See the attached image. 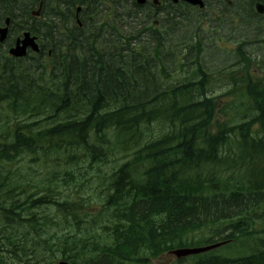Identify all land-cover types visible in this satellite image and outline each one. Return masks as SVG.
Returning <instances> with one entry per match:
<instances>
[{"label": "trees", "instance_id": "16d2710c", "mask_svg": "<svg viewBox=\"0 0 264 264\" xmlns=\"http://www.w3.org/2000/svg\"><path fill=\"white\" fill-rule=\"evenodd\" d=\"M21 5L5 0L0 17ZM172 7L167 17L186 13ZM141 34L0 54V264H151L224 240L227 254L194 264H264V77L251 72L264 61L242 45L233 69L208 70L207 46ZM178 68L185 79L173 78Z\"/></svg>", "mask_w": 264, "mask_h": 264}, {"label": "rangeland", "instance_id": "374dc122", "mask_svg": "<svg viewBox=\"0 0 264 264\" xmlns=\"http://www.w3.org/2000/svg\"><path fill=\"white\" fill-rule=\"evenodd\" d=\"M239 3H240V5L236 3L237 6L234 8V11H238V12L243 13L244 18H246L247 23H249V27L246 25V23L240 22V19H239V24L237 22H234V23L228 25L229 28H228V26H226V30H225L224 29L225 27L220 23V20L217 16L212 15V17H210L211 15H209V17H206V16L201 17L200 15L194 16V15H191L190 13H188V16H189L188 18L185 15V13L182 14V16L184 15L183 18H180L182 16H178V17L170 16L168 19H172L174 21H168L167 20V22H165L166 19H161L162 17H165L166 14H162V15L159 14L158 15L159 17L153 18L146 23V20H144L142 13L141 14L135 13L134 15L137 14L136 16L137 17L139 16V17H138V19L132 20L131 18H128L129 14L133 15L132 13H126V14L123 13V16H122V15H120L121 14L120 10H118L117 15H116L117 22L114 25L116 27V29H114V28L110 29V27L108 28L107 26H105L106 27L105 31H103V33L99 32V35L102 36V38H101V36L99 37V40L102 39L101 40L102 42L104 41V42H111V43L114 42L115 43V41H113L112 39L116 40L115 36H117V34L121 35L122 38H129L130 39L133 34L138 35L140 33H143L140 35V37H142L141 39H143L147 35L145 30L151 31L152 30L151 25L155 24L158 26V29H157L158 31L154 32V33H156L157 37L156 36L152 37L151 35L145 37L148 39H152V41H153L152 45H156L158 38L164 40V41H162L164 45H171L169 40H173V41L178 40L177 42H174L175 44H180L181 42H184V45L185 44L186 45H190V44L196 45L197 40H198L197 35L195 33L196 27L201 26V27L205 28L203 32H207V34H208V38L203 41L204 45H207L208 48L205 49V53L201 57V60H202L203 64H205V63L208 64L210 61H211V63L212 62L214 63V61H216V64L213 65V63H212L211 64L212 66H209L210 68L208 69V70H216V69L222 67L221 65L223 63H225L228 59L230 60L228 62L229 64L233 63L234 60H237L235 51L238 49V46H240V44L243 41L248 40V39L251 40L253 38L254 39L258 38L259 40L264 39V27H261V26L260 27L262 28L261 29L262 33L260 32V34H259V32H258L257 37L255 38L256 34L254 33L255 32L254 28H257L256 24H258V20L250 17V15L248 13V8H247V6H249V5L246 6L245 1H243V0H241ZM253 6H255V5H253ZM249 8H250V6H249ZM105 9H101V11H105ZM225 9L230 10L228 7ZM254 10H255V7H254ZM124 14H125V16H124ZM228 14L229 13H226V15H228ZM119 15H120V17L122 16L121 18L123 20L121 19L119 21V18H120ZM227 18H229V17L225 16V18L224 19L222 18V19L227 20ZM98 20H102V18L101 19L99 18ZM177 22H180L178 24L180 26V30H177L173 27V25L176 24ZM117 24H119V25H117ZM259 24H260V22H259ZM123 26L125 27V29H122V28H124ZM168 29H170L169 34H171L172 32H175L174 33L175 37L172 36V38H166L165 33ZM92 30H94V29H92ZM115 30L118 33H116ZM107 31H108V33H107ZM170 31H172V32H170ZM211 31L213 32V36L210 38V32ZM95 32L96 31H94L92 33H95ZM219 33H221V34L219 35ZM190 35H192L191 39L194 35L196 38V41L195 40L193 41V39L191 40ZM232 36H236L237 38L235 40H229V38H231ZM94 38H96V37L94 36ZM219 38H220V41H216V39H219ZM131 40H134V39H131ZM134 42H139V40H136ZM147 45H149V44L147 43ZM217 46H218V49L221 46L226 47V49H219L218 50ZM255 49L259 50V52L262 54L259 56L256 55V57L258 59H261V57H264V45H253V46H251L250 50H255ZM181 51H182L181 57L184 58L185 55L188 53V51L187 50H181ZM253 60L255 61V58H253ZM228 63H226V64H228ZM223 66H226V65H223ZM178 71H179L178 73L177 72L172 73L173 78L175 79L176 77H178L179 79H185L186 73H187L186 69L182 71L181 68H178ZM255 72H257V70H255ZM228 76H229L228 73L227 74L223 73L221 78L224 80ZM171 82H174V80L171 79ZM220 86H222V85H220ZM218 88H220V87H218ZM222 94H223V92H218L215 95L220 96ZM224 99H225V97H224ZM10 123H12V122L10 121ZM109 167H111V165ZM14 177H18V175L15 174ZM93 195L95 198L93 205L96 207L94 209H90L89 211H92V210L96 211L97 209L102 207L101 203L97 199V193L95 191H94ZM85 210L88 211V208L85 207ZM103 222L105 224V222H107V220H103ZM106 225H109V224H106ZM51 231L53 232L54 230H51ZM35 235L36 234L33 231L32 236L34 237ZM245 244L247 245L248 243L245 242ZM251 244H254V242L250 241V243L248 244L249 248H250ZM238 248L243 249V246L241 244H239ZM219 253L227 254L228 252H226V249H225V250H220ZM196 261H197L196 259H192V260L187 261V262H186V260H183V261H180V263L181 264H194ZM151 264H179V261H177V259L169 256L166 253V254H163L157 258H153L151 260Z\"/></svg>", "mask_w": 264, "mask_h": 264}, {"label": "flooded vegetation", "instance_id": "af4514ba", "mask_svg": "<svg viewBox=\"0 0 264 264\" xmlns=\"http://www.w3.org/2000/svg\"><path fill=\"white\" fill-rule=\"evenodd\" d=\"M24 1V2H23ZM74 2L72 3V0H52L53 3H62V4H59V6L61 7L62 11L61 12H56L55 15L53 16L52 14H50L51 12H49V23L48 24H38V23H35L34 21L32 20H26V23L38 30V31H41L45 37V43L47 45H69V44H75L77 45L78 43H76V41H79L81 42L83 39L87 38V37H90L91 38V33L92 31L94 32V30L96 31L95 33L97 32H102L104 31V27H102V25L104 24V22H102V20H100L98 22V25L97 24V20L99 18H101V16L104 15L105 11H101L100 8H105V6L103 5L102 1L101 0H73ZM76 1V2H75ZM79 1V2H78ZM115 1L116 5L118 6V3H121L122 6H132L134 9H140L142 10V13H147L148 12V15L147 16H150L152 13L155 12V10H151V9H142L140 7H138L134 0H113V2ZM219 1H222V0H208L209 2V6L210 8H214L215 7V10L214 11H211L210 9L205 11V13H217V15L214 14V16H217L220 20V23L225 27L224 29L226 30V26L234 23V20L233 18L235 16H238V17H241V14L240 12H237V11H234V10H228V11H222L220 9H217L216 7H218L219 5ZM22 2V5L19 6V8H14V10H18V9H21V8H25L28 6V1L27 0H21ZM50 3V0H49V3L50 4H53V3ZM85 2V3H84ZM88 2V3H87ZM95 2H98L95 6H93L95 4ZM26 3V4H24ZM80 5H79V4ZM83 3V4H82ZM214 3V4H213ZM78 4V5H77ZM88 4V5H87ZM66 5V6H65ZM71 5V6H69ZM74 5V7H73ZM85 5V6H84ZM87 5V6H86ZM98 6V7H96ZM88 7V8H87ZM172 6L171 5H167L166 8L164 9V14L166 12H169L171 11V9H173V7L171 8ZM78 8H81V13H80V17L82 19V25L84 24V27L83 28H78L80 30H78L77 28H75V22H76V19H77V12L76 10ZM120 7L118 6L117 7V10L119 9ZM187 8V7H186ZM184 9V11H186L185 14H188L190 13L191 15L193 14H196L198 15L195 11H193L192 9L190 8H187V9ZM75 9V10H74ZM87 9V10H86ZM90 9V10H89ZM71 10V11H70ZM96 10V11H95ZM146 10V11H145ZM101 13H100V12ZM153 11V12H152ZM189 11V12H188ZM201 11H204V10H201ZM89 12V13H88ZM94 12V13H92ZM151 12V13H150ZM91 13V14H90ZM97 13V14H96ZM103 13V14H102ZM202 13V12H201ZM204 13V12H203ZM226 13H229L228 15H226ZM95 14V16H94ZM156 14H162L161 13H156ZM6 15L5 12H3V15L0 17V19L4 18ZM153 15V14H152ZM182 15V14H181ZM52 16V17H51ZM94 16V17H93ZM226 17H229L227 18V20H223L224 18ZM15 21L18 22L17 18L15 16H13ZM98 17V18H97ZM223 18V19H222ZM93 19V20H92ZM96 20V21H95ZM69 21V22H68ZM93 21V22H92ZM57 22V23H56ZM95 22V24H94ZM100 23V24H99ZM227 25H226V24ZM66 29L69 33L68 37H63L61 34H60V29ZM229 28V26H228ZM94 29V30H92ZM89 30V31H88ZM79 32V33H78ZM88 32V34H87ZM57 34V35H56ZM82 34V35H81ZM90 34V35H89ZM221 33H219L220 35ZM77 36V37H76ZM68 39V40H67ZM218 39H216L217 41ZM79 45V44H78Z\"/></svg>", "mask_w": 264, "mask_h": 264}, {"label": "bare ground", "instance_id": "6f19581e", "mask_svg": "<svg viewBox=\"0 0 264 264\" xmlns=\"http://www.w3.org/2000/svg\"><path fill=\"white\" fill-rule=\"evenodd\" d=\"M71 1V0H70ZM83 1V0H82ZM212 1V0H211ZM258 1H264V0H255L254 2H258ZM24 2V1H23ZM52 2V0H50V3ZM74 1L72 0V3H73ZM76 2V1H75ZM79 2V1H78ZM115 2V1H114ZM113 2V3H114ZM53 3V2H52ZM56 3V2H55ZM63 3V2H62ZM62 3H59V4H62ZM85 3V2H84ZM88 3V2H87ZM98 2H95V4L93 5V6H95L96 4H97ZM24 4H26V3H24ZM79 4V3H78ZM77 4V5H78ZM83 4V3H82ZM115 4V6H116V10H117V7L119 6L120 8L118 9V10H120V15H122L123 16V13H132L133 15L135 14V13H142V10H140V9H134L132 6H131V8H132V10L131 9H129V8H127V5H125V6H122L121 5V3H118V6L116 5V3H114ZM214 4V3H213ZM80 5V4H79ZM88 5V4H87ZM86 5V6H87ZM66 6V5H65ZM69 6H71V5H69ZM85 6V5H84ZM73 7H74V5H73ZM96 7H98V6H96ZM88 8V7H87ZM106 8V7H105ZM105 8H100V10L101 9H105ZM172 8V7H171ZM215 8V7H214ZM217 9H220V10H224V11H228V10H226L225 8H227V6L225 5V3H222V4H220V1H219V5H218V7H216ZM187 9V8H186ZM75 10V9H74ZM87 10V9H86ZM90 10V9H89ZM117 10V11H118ZM172 10V9H171ZM71 11V10H70ZM96 11V10H95ZM146 11V10H145ZM50 12V11H49ZM100 12V11H99ZM105 12H106V9H105ZM153 12V11H152ZM171 11H169V13H170ZM189 12V11H188ZM252 12V11H251ZM6 13V12H5ZM89 13V12H88ZM92 13H94V12H92ZM101 13V12H100ZM151 13V12H150ZM253 13V12H252ZM49 14V13H48ZM51 14V13H50ZM91 14V13H90ZM97 14V13H96ZM103 14V13H102ZM105 14V13H104ZM125 14H124V16H125ZM143 14V18H144V20H146V23L149 21V20H151V19H153V18H156L159 14H156V12H154V13H152L150 16H147L148 15V12L147 13H142ZM166 14V16L165 17H162L161 19H168L169 17H167V15H168V12H166L165 13ZM240 14H242V16H244L243 15V13L242 12H240ZM3 15V14H2ZM120 15H119V17H120ZM137 15V14H136ZM162 15V14H161ZM194 16L196 15V14H193ZM253 15H254V13H253ZM49 16V15H48ZM94 16H95V14H94ZM93 16V17H94ZM121 16V17H122ZM128 16H131V14H129ZM184 16V15H183ZM255 16V15H254ZM52 17V16H51ZM119 18V21L122 19V18ZM127 17V16H126ZM125 17V18H126ZM139 17V16H138ZM189 17V16H188ZM98 18V17H97ZM101 18H102V16H101ZM100 18V19H101ZM249 18V17H248ZM135 19V18H134ZM186 19V18H185ZM93 20V19H92ZM123 20V19H122ZM125 20V19H124ZM128 20V19H127ZM171 19H169L168 21H170ZM258 20V19H257ZM96 21V20H95ZM100 20H97V24L96 25H98V22H99ZM130 21V20H129ZM69 22V21H68ZM93 22V21H92ZM128 22V21H127ZM165 22H167V20L165 21ZM190 22V21H189ZM57 23V22H56ZM137 23V22H136ZM94 24H95V22H94ZM100 24V23H99ZM171 24V23H170ZM193 24V23H192ZM115 24H112V25H109V26H107V25H102L103 27H104V31H105V26H107L108 28L110 27V29H116V27L114 26ZM117 25H119V24H117ZM126 26V25H125ZM184 26V25H183ZM258 26H261V24H259V21H258ZM124 27V26H123ZM127 27V26H126ZM129 27V26H128ZM133 27V26H132ZM119 28V27H118ZM122 29H125V27L124 28H122ZM109 30V29H108ZM169 30L170 29H168L167 31H166V33H165V36H166V38H171L170 37V35H169ZM192 30V29H191ZM89 31V30H88ZM95 31V30H94ZM114 31V30H113ZM116 31V30H115ZM93 32V31H92ZM126 32V31H125ZM261 32V31H260ZM259 32V33H260ZM79 33V32H78ZM102 33H103V31H102ZM107 33H108V31H107ZM116 33H118L117 31H116ZM121 33V32H120ZM258 33V32H257ZM262 33V32H261ZM87 34H88V32H87ZM92 34V33H91ZM94 34V33H93ZM113 34V33H112ZM124 34V33H123ZM57 35V34H56ZM82 35V34H81ZM90 35V34H89ZM108 35V34H107ZM106 35V36H107ZM101 36V35H100ZM105 36V35H104ZM77 37V36H76ZM115 37H118V34H117V36H115ZM90 38V37H89ZM91 38H92V36H91ZM101 38H102V36H101ZM95 39H97V38H95ZM135 39V38H134ZM136 39H138V38H136ZM113 41H115L114 39H112ZM119 41V40H118ZM170 41V43L171 42H177V41H172V40H169ZM100 42V41H99ZM124 42V41H123ZM133 42V41H132ZM131 42V43H132ZM181 42V41H180ZM106 43V42H105ZM114 43V42H113ZM115 43H117V39H116V42ZM114 43V44H115ZM119 43V42H118ZM186 43V42H185ZM129 44V43H128ZM253 45H258V44H254V43H252ZM70 45V44H69ZM78 45V44H77ZM124 45V44H123ZM126 45H127V43H126ZM172 45V44H171ZM175 45H184V42H181L180 44H175ZM186 45V44H185ZM190 45H192V44H190ZM124 47V46H123ZM121 48V47H120ZM252 52H254V53H259V50H257V49H255V50H251ZM1 52H3V48L0 46V53ZM213 63V62H212ZM211 61L208 63V64H206L207 65V67H206V69H209L210 67L209 66H212L211 64ZM214 64H216V61H214V63H213V65ZM226 64V62L225 63H223L221 66H223V65H225ZM154 90V89H153ZM156 92H157V90H156ZM157 95V94H156Z\"/></svg>", "mask_w": 264, "mask_h": 264}, {"label": "water", "instance_id": "95a60500", "mask_svg": "<svg viewBox=\"0 0 264 264\" xmlns=\"http://www.w3.org/2000/svg\"><path fill=\"white\" fill-rule=\"evenodd\" d=\"M197 2V1H194ZM258 11L259 12H264V6L262 5H258L257 6ZM35 46V45H34ZM13 54L15 55H24L26 53V45H22V46H18L15 50L12 51ZM225 242H221V243H215V244H211V245H207V246H203V247H196V248H181V249H176L174 251L171 252V254L175 255L176 257H185L188 255H192V254H197V253H202V252H206L212 249H215L219 246H221L222 244H224ZM59 264H69L67 262H60Z\"/></svg>", "mask_w": 264, "mask_h": 264}]
</instances>
